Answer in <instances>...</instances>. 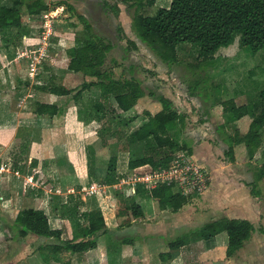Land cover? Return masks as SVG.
Instances as JSON below:
<instances>
[{"label":"trees","instance_id":"1","mask_svg":"<svg viewBox=\"0 0 264 264\" xmlns=\"http://www.w3.org/2000/svg\"><path fill=\"white\" fill-rule=\"evenodd\" d=\"M129 8L135 7L131 20V29L136 39L152 51L162 62L170 65L177 61L176 47L179 44H188L196 50L197 58L202 62L213 60L221 48H226L238 39L239 46L254 55L264 49V0H170L167 8H158L153 16L138 14L144 6L152 7L155 0H120ZM67 11L74 16L83 27L81 35L74 39L75 46L68 51L69 60L66 70L80 74L82 82L77 89H70L53 79L45 85L37 86L41 92L58 97L70 96L76 101L84 91L97 89L99 100L94 105V112L101 118L117 127H126L134 124L138 116L124 117L145 95L154 98L160 109L151 114L144 112V120L129 133L126 151L129 154L127 168L134 170L148 166L153 170L166 169L174 159L175 154L183 149L172 136V132H181L184 127L185 115L179 113L172 101L160 93L148 91L145 93L139 80L131 76L123 79L116 77L111 71L104 70L106 55L112 49V44L102 41L94 34L93 28L83 15L75 12L74 8L65 3ZM23 8L25 13L23 12ZM47 5L43 0H12L9 6L0 7V37L10 30H17L20 35L28 33L23 24L24 14L28 17H37L46 11ZM76 28V25H72ZM135 49V43L130 42ZM199 80H195L197 84ZM190 95L194 96L196 89L189 85ZM222 113L232 121L248 117L250 122L247 131L240 134L235 131L228 134L222 124L217 130L222 132V142L226 145L223 155L229 162H234L235 147L243 146L249 161L255 159L260 152L264 157V90L258 94V99L250 105H237L233 100L222 102ZM33 112L37 116L50 118L62 116L64 107L35 102ZM79 115V112H78ZM80 117V115H79ZM110 131V127L104 129ZM218 131V132H219ZM191 153V150H188ZM87 157L89 174L93 176L95 161ZM117 157L111 155L105 163L102 185L114 186L123 178L116 170ZM264 179V163L256 168L251 187L252 197L261 196L256 185ZM120 206L123 205L117 216H127L125 226L130 220L140 219L152 213L151 201H156L160 210L178 212L190 203L191 196H183L171 184H159L150 191H137L135 196L125 198L117 194ZM80 197L69 195L67 201L59 207V216L68 219L73 228L71 241L53 245L52 252H67L82 254L97 248V240L103 236L108 242L109 230L104 224L102 214L95 209L89 212H80ZM0 217L10 222L16 230L17 237L23 239L28 235L37 238L54 239L59 241L61 232L49 228L48 220L42 209H25L9 220L1 212ZM82 222V223H81ZM192 234L200 240L208 241L220 233L227 236L225 256L233 258L254 232L253 225L245 219H230L220 217L193 229ZM115 233L111 231V235ZM132 238L111 236V250L118 244H131ZM181 238L169 247L181 246ZM171 253L160 254L161 261L171 259Z\"/></svg>","mask_w":264,"mask_h":264},{"label":"crops","instance_id":"2","mask_svg":"<svg viewBox=\"0 0 264 264\" xmlns=\"http://www.w3.org/2000/svg\"><path fill=\"white\" fill-rule=\"evenodd\" d=\"M9 62L12 61L8 54L0 47V68ZM40 81H36L38 86L46 84ZM14 93L0 89V210L12 220L22 210L42 209L49 228L59 230L61 235L59 241L32 235L19 239L10 222L0 217V264H60L63 258L66 261L62 264H130V261L135 264H238V259L245 264H259L257 260L264 257V206L258 197L252 198L243 185L250 182L248 178L253 177L254 172H244L236 157L235 162H229L218 148L205 147L206 155L202 159L211 175L209 184L205 191L193 196L194 202L185 208L187 210L183 209L185 206L175 213L160 210L153 200L151 214L130 220L129 226L119 227L127 216H117L118 201L112 191L116 186L99 183L108 161L106 151L95 147L94 132L72 108L74 100L71 106L67 104L70 100L61 105L64 97L31 87L28 95H24L29 103L64 107L62 116L50 118L26 109L27 105L20 102L21 97ZM25 131L29 134L22 140L20 136ZM88 145L95 148L93 176L87 169L85 149ZM117 165V172L123 176ZM242 174L245 178L240 177ZM91 185L95 186V191L85 196L84 192ZM69 195L80 197L78 210L81 213L95 209L101 212L109 230L108 242L101 236L96 249L82 254L52 252L53 245L73 238L71 222L58 214ZM220 217L245 219L254 227L250 240L235 254L238 259L225 256L227 236L224 232L208 241L198 239L191 232ZM111 231L116 235L127 232L135 238L131 244H118L111 250ZM178 238L182 245L171 249L169 244L176 243ZM169 252L171 259L161 261L159 255Z\"/></svg>","mask_w":264,"mask_h":264},{"label":"rangeland","instance_id":"3","mask_svg":"<svg viewBox=\"0 0 264 264\" xmlns=\"http://www.w3.org/2000/svg\"><path fill=\"white\" fill-rule=\"evenodd\" d=\"M11 1L0 0V7L9 6ZM63 1L71 5L76 13L85 17L92 26L94 34L102 38L105 43L112 44V49L106 55L104 70L111 71L116 77L120 76L123 79L135 77L140 81L145 93L154 91L162 94L172 101L179 113L185 115L182 131L171 133L173 139L184 147L174 157L180 156L182 159H189L192 163L205 169L208 178H210L209 169L202 159L206 155L205 147L218 148L225 158L221 150L225 149L226 145L221 139L222 132L217 128L225 124L224 131L226 133L233 134L238 131L242 135L247 131L250 122L248 117L231 121L227 115L222 113L221 104L224 101L233 100L237 105L248 106L258 99L259 92L264 90V49L251 55L242 49L238 44V39H235L230 46L219 49L213 60L202 63L197 58L196 50L193 47L188 44H179L176 47V63L168 65L135 38L131 29L135 7L129 8L120 0H43L48 9L61 6L65 8L64 16L54 20L55 25L52 26L54 35L49 39L50 46L47 50L49 56L45 64L38 68L33 65L39 56L38 52H40L38 49L40 46L36 47L37 35H40L38 18L34 17L32 23H28V16L24 14L23 24L27 27V34L22 36L13 29L7 32L6 37H2L3 39L0 37V47L4 48L8 58L12 61L4 63L6 67L2 68L1 66L0 68V89L6 88L7 91H15L14 95L21 97L20 102L23 106L27 105L26 109H33L35 102L29 103L24 95H28L31 87L36 88L38 86L37 79L41 80L40 82L44 81V83L53 79L56 83H61L70 89H77L82 82V76L67 71L66 66L69 60L68 51L75 46L74 39L81 35L83 27L67 11L65 5L62 4ZM168 2L169 0H155L154 6H144L137 12L139 15L153 16L158 8L167 7ZM23 12L25 13L24 8ZM73 24L76 25V28L72 27ZM130 42L135 43V49ZM32 75L34 78H31ZM195 80H199V82L196 84ZM189 85L192 89H196L197 94L194 96L190 95ZM69 100L70 102L67 104L71 106L72 99L70 96L62 98L60 104L62 105ZM98 100L99 91L96 88L84 91L74 101L72 108L77 110V115L79 112L80 117L79 115L78 117L85 123V126H89L94 132L95 147L98 150L104 149L107 159L111 155H116L117 160H119L117 166L119 171L123 172L122 180H125L126 183L119 186L122 182L120 180L118 184L114 185L116 186V188H112L114 196L117 197V194L121 193L129 198L135 196L138 190L150 191L155 188L147 182H133L132 175L135 174L137 177L139 174L144 175L153 169L150 167L149 169H141L140 167L129 170L127 168L129 154L126 151V137L143 122L144 112L154 114L160 109V105L154 98L145 95L128 114H120L124 117L138 116L135 123L126 127H117L95 114L94 105ZM108 126L110 131L105 132L104 129ZM28 134L26 131L22 132L20 139L27 138ZM94 149L93 145H88L85 149V154L90 160H92L91 157L94 160ZM189 149L191 153L188 152ZM234 151V157L237 158L236 161L241 164L244 172L246 170L247 172H255L256 168L264 163V157L260 156V152L257 153L254 160L249 161L243 146L235 147ZM88 165L87 169H89ZM240 177L245 178V175L242 174ZM101 180L102 178L99 179V183ZM128 181L130 184H127ZM248 181L250 182H244L243 185L250 194L251 187L248 184L253 181V177L250 176ZM262 182L263 180L257 183L256 189L261 192L258 199L264 206V182ZM171 185L179 191L178 187L174 184ZM84 195L88 196L85 192ZM191 197L190 203L194 202L193 196ZM117 201L119 200L117 199ZM190 203L183 209L191 206ZM117 207L118 212L123 208V205L120 206V203L117 202ZM119 227H125V221ZM117 235L115 234V236ZM111 236L115 240V236L113 234ZM120 236L135 238L127 232L121 233ZM233 258L238 259L235 255ZM65 259H61L62 263L66 261ZM257 261L259 264H264V257ZM237 262H239L238 264H245L240 259ZM130 264L135 263L130 261Z\"/></svg>","mask_w":264,"mask_h":264},{"label":"built area","instance_id":"4","mask_svg":"<svg viewBox=\"0 0 264 264\" xmlns=\"http://www.w3.org/2000/svg\"><path fill=\"white\" fill-rule=\"evenodd\" d=\"M64 10L65 8L62 6L50 8L36 17L39 19L38 24H40V35H37L36 41H38V43L36 44V42H34V44L37 45L36 47L40 46L38 48L40 52H38L39 56L36 58L37 61L33 63V65L37 68L47 62L49 56L47 50L50 46L49 39L54 35L52 26L54 20L56 21L61 16H64ZM27 22L32 23V17H27ZM31 78H34V76ZM131 177L132 180H134L133 182H147L153 187H156L159 184H174L178 187L181 195L188 197L202 193L206 190L209 184V178L205 169L192 163L189 159H182L180 156L174 157L169 167L166 169L149 170V172L144 175L139 174V176L135 177L134 174V176L132 175ZM122 183L125 184L126 181L122 180ZM127 184H130V182L128 181ZM94 191L95 186L91 185L85 193L89 195Z\"/></svg>","mask_w":264,"mask_h":264}]
</instances>
